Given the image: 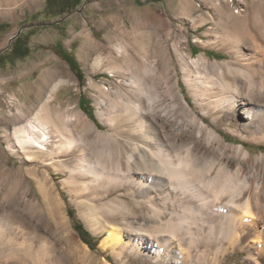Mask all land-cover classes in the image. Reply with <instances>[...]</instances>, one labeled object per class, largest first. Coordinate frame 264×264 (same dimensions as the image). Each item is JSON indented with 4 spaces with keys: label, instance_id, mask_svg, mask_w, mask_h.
<instances>
[{
    "label": "rangeland",
    "instance_id": "obj_1",
    "mask_svg": "<svg viewBox=\"0 0 264 264\" xmlns=\"http://www.w3.org/2000/svg\"><path fill=\"white\" fill-rule=\"evenodd\" d=\"M84 4L82 13L57 23ZM46 6L47 0H0V220L20 227L27 244L32 242L34 252L44 254L48 264H164L165 256L155 262L137 255L117 257L102 250L105 226L112 224L124 233L132 232L126 222L134 229L170 236L171 245H165L161 254H170L169 246L176 248L183 243L191 264H264L263 229L242 233L243 227L237 225L234 232L221 237L215 228L211 231V210L200 207L202 213L197 203L179 195L177 189L170 196L152 199L160 212L158 219L149 198L130 194L108 180H102L97 190L92 180L69 179L67 173L23 163L6 139L16 111L10 98H17L24 106L30 104L35 84L44 72L63 67L65 79L70 81L54 93L53 111L85 115L98 128L91 131L77 121L69 123L77 137L86 135L93 142L81 140V152H69L61 158L63 164L79 166L80 158L88 163L100 157L109 165L105 153L99 156L102 150L114 155L119 151L126 156L134 154L139 162L134 147L141 145L142 139L133 133L137 120H129L125 104L140 101L145 109L146 95H150L156 109L147 119L146 132L152 146L164 145L168 163L180 164L184 172L186 165L189 170L193 163L199 165L206 158L225 154L234 160L228 173L238 171L262 192L264 127L256 123L258 110L264 123V0H82L79 6L57 16ZM22 28L19 38L9 44ZM87 44L94 45V51L85 64L82 51ZM119 47L127 59L118 55ZM26 48L29 55L19 57L18 52ZM66 56L73 57L72 65ZM96 57H101L102 64H94ZM76 70L82 72L83 79ZM220 73L238 85L240 95L252 96L250 105L241 103L233 114H216L197 102L187 78L216 93L221 87ZM250 110L256 126L245 133L242 124L248 122L245 117ZM202 119L226 146L244 145L250 161L242 163L234 151L224 150L217 142L207 147ZM229 123L236 125L234 133ZM104 189L109 191L105 196ZM93 196L97 198L90 200ZM109 201L123 202L125 214L104 212L102 207ZM87 203L99 209L94 210L97 214ZM90 214L98 219H91ZM167 221L175 223V233H163ZM77 223L91 234L95 249L81 239L75 230Z\"/></svg>",
    "mask_w": 264,
    "mask_h": 264
},
{
    "label": "bare ground",
    "instance_id": "obj_2",
    "mask_svg": "<svg viewBox=\"0 0 264 264\" xmlns=\"http://www.w3.org/2000/svg\"><path fill=\"white\" fill-rule=\"evenodd\" d=\"M93 47L94 45L87 44L82 51V59L85 64L90 62L92 51H94ZM117 52L120 56L124 54L120 47L117 48ZM123 58H128L126 53L123 55ZM94 64H102L101 57H96ZM184 65H188L186 61ZM110 72L114 73L113 70ZM66 74L63 67L45 71L35 84L32 100L26 106L21 104L17 98H10V101L16 105V111L13 119L14 126L6 139L9 149L17 151L19 153L17 156L23 163L34 167L39 165L50 168L53 169L52 171L58 173H67L69 179L81 177L82 179L92 180L93 188L97 190L102 180H108L116 186L123 187L130 194L134 193L139 197L149 198V202H147L158 219H160V212L153 207L152 199H156V197L162 194L166 197L170 196L177 189L179 195L188 197V200L197 203L199 208L211 210L214 217V221L211 222L214 226L212 228L210 226V228L211 231L215 228L219 236L222 237L224 234L230 235L237 229V225L243 227L242 233H245V231L257 233L261 231L260 229H263L264 233V224H262L264 221H261L260 216V213L264 212V190L260 192L257 190V187V189L254 187V189L248 178L241 177V173L238 171L230 175L228 170L232 162H234L233 159L231 160L225 154H221L223 156L221 158H206L199 165L198 163H193L189 170L187 169L188 165H186V171L181 172L180 164L174 166V164L168 163L169 160L167 161L164 158L166 151L163 148L164 145L157 144L155 147L152 146L153 140L146 132V125L147 119L155 113L156 103L150 95H146L147 105L145 109L142 108L140 101L134 102L130 100L125 104L129 120H137L134 123V126L137 128L134 127L133 133H138L142 139L141 145L135 144L134 147L135 151H138L139 162L135 161L134 154L126 156L119 151L118 154L114 155L111 151L106 153L102 150L98 154L101 156V154L105 153L110 161L109 165L102 162L100 157L96 158V161H88V163L80 158L79 166H77L78 164L73 167L67 163L63 164L61 158L70 155L68 154L69 152H81V140L93 142L86 135L77 137L73 133L69 123L77 121L85 127L89 126L91 131L98 129L92 122L89 123L86 120L85 115V118H83L78 113H60L55 109L53 111L51 103L54 99V93L70 81L65 79ZM220 78L221 87L216 93L210 92L206 87L201 88L198 86V80L187 78V81L191 82L190 85L195 99L200 105H205L216 114H233L236 107L241 103L244 105L251 104L250 100L253 99L252 96L249 97L250 99H247L240 95L238 85L229 81L225 77V74L220 73ZM261 86L264 90V83H261ZM140 94L143 95L144 92L141 91ZM257 113L259 116H257L258 121L256 125L259 128H263L264 123L262 117H260L261 113L259 110ZM246 114L245 118L248 119V122L242 124V129L245 130V133H249L256 125L252 119L254 115H252L253 117L251 116L252 111L250 110ZM201 122L204 126L201 129L203 132L202 138L207 142V147L217 142L224 150L230 149L234 151L242 163L245 164L250 161L249 150L244 145L240 144L236 147L226 146V144H223L217 131L206 124L205 119H202ZM194 124H197L195 119ZM229 125L230 131L234 133L233 125L234 127L236 125L234 123H229ZM199 141L202 142L201 139ZM193 181L196 183L193 184ZM104 188L106 189L107 187ZM88 189L91 188L88 186ZM105 189L103 190L104 196L106 193H109ZM248 192H250L249 196L245 197V194ZM96 198L93 196L90 200ZM88 203L85 205H88ZM89 204L91 205V203ZM90 205H88L90 211L96 213L94 211L96 207L93 208V204L92 206ZM102 208L109 215H114V213L124 215L126 212L125 204L119 201L116 203L109 201ZM201 208L200 211L202 210ZM97 210L99 209L96 208ZM203 210L201 211L202 213ZM97 217L98 215L93 216L90 214V218L93 220H97ZM125 226L132 229V232L124 233L119 227L112 224L105 226V231L103 232L106 235L100 243L102 250H110L117 257H123L125 254L137 255L146 260L156 262L165 256L163 258L164 264H191L189 251L183 243L177 244L176 248L169 246L170 254H161V250L165 245H171L169 243L172 239L170 236H162L159 231L152 233V231L144 230L143 228L139 229L140 227L134 229L130 222H126ZM174 229L175 223L167 221L164 223L163 233H171ZM23 236L20 227L11 224L9 221L5 223L0 220V264H48L45 261V255L40 251L34 252L33 243L27 244V239ZM21 239L22 241L19 242ZM219 239V237H216V241H219ZM108 264L111 263L108 262Z\"/></svg>",
    "mask_w": 264,
    "mask_h": 264
},
{
    "label": "trees",
    "instance_id": "obj_3",
    "mask_svg": "<svg viewBox=\"0 0 264 264\" xmlns=\"http://www.w3.org/2000/svg\"><path fill=\"white\" fill-rule=\"evenodd\" d=\"M148 1L152 2V0H148ZM81 2L82 0H47L46 9L47 11L54 14L55 16L62 15L66 12L68 8L77 7L81 4ZM153 2H157V1H153ZM137 3H140V2H137ZM29 53H30L29 48H26L24 52H18L17 55L19 57H26L29 55ZM65 59L68 61L70 65L74 63V59L72 56H66ZM76 71H77L78 78L80 80L83 79L82 72L80 70H76ZM75 230L78 232L79 236L86 244L91 246L92 249H95V246L94 244H92V241H91L93 237L87 230L84 229L82 224L80 223L75 224Z\"/></svg>",
    "mask_w": 264,
    "mask_h": 264
},
{
    "label": "water",
    "instance_id": "obj_4",
    "mask_svg": "<svg viewBox=\"0 0 264 264\" xmlns=\"http://www.w3.org/2000/svg\"><path fill=\"white\" fill-rule=\"evenodd\" d=\"M86 6H87V4H84V5L81 7V9L76 10V11H74V12L68 14V15L65 16L63 19H61L60 21H58L57 23L60 24V23H62L63 21L67 20L69 17L73 16L74 14L82 13V12L84 11V9L86 8ZM23 30H24V28L20 29L19 32H18L16 35L12 36L11 39H10L9 44H12V42H13L14 40L18 39L19 36L21 35V33L23 32Z\"/></svg>",
    "mask_w": 264,
    "mask_h": 264
}]
</instances>
